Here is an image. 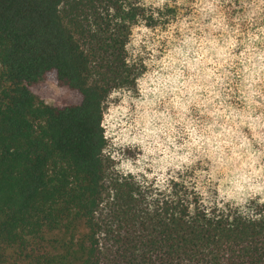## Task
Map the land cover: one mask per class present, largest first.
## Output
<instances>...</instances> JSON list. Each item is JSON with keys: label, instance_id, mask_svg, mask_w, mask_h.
<instances>
[{"label": "trees", "instance_id": "trees-1", "mask_svg": "<svg viewBox=\"0 0 264 264\" xmlns=\"http://www.w3.org/2000/svg\"><path fill=\"white\" fill-rule=\"evenodd\" d=\"M134 2L0 0V264H264V217L188 216L182 198L149 212L106 174L100 102L130 82ZM49 76L77 101L32 94Z\"/></svg>", "mask_w": 264, "mask_h": 264}, {"label": "clouds", "instance_id": "clouds-1", "mask_svg": "<svg viewBox=\"0 0 264 264\" xmlns=\"http://www.w3.org/2000/svg\"><path fill=\"white\" fill-rule=\"evenodd\" d=\"M132 7L145 11L136 23L123 21L130 82L100 102V153L117 182L134 184L149 212L182 198L188 216L212 217L216 209L260 220L264 0H135Z\"/></svg>", "mask_w": 264, "mask_h": 264}, {"label": "rangeland", "instance_id": "rangeland-1", "mask_svg": "<svg viewBox=\"0 0 264 264\" xmlns=\"http://www.w3.org/2000/svg\"><path fill=\"white\" fill-rule=\"evenodd\" d=\"M40 101L50 107H59L67 104L75 103L77 97L65 88L55 85L52 77H47L43 82L29 89ZM106 144V141H105ZM104 156V155H103ZM106 174L109 178H117L116 174L110 170L113 163L108 157L104 156Z\"/></svg>", "mask_w": 264, "mask_h": 264}]
</instances>
